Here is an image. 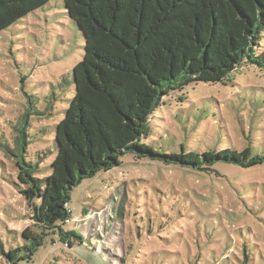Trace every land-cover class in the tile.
Masks as SVG:
<instances>
[{
  "label": "rangeland",
  "instance_id": "1",
  "mask_svg": "<svg viewBox=\"0 0 264 264\" xmlns=\"http://www.w3.org/2000/svg\"><path fill=\"white\" fill-rule=\"evenodd\" d=\"M83 46L60 0L0 32V139L13 146L18 123L26 120V153L38 163V178L48 174L53 155L47 150L74 95L72 69ZM259 46L264 47V30ZM150 122L146 142L163 152L264 145V71L243 63L223 83L186 86L166 96ZM14 162L0 146V264H7L3 253L22 246V231L34 228L33 208L16 186ZM219 171L229 177L216 179L127 154L119 166L71 191V217L62 228L81 234L84 244L69 248L57 235L48 237L19 264H220L222 258L239 264L244 237L264 240L255 219L264 218V168L221 166ZM211 214L218 215L211 218L217 238L229 240L225 251L207 243L204 232L210 228L198 227L199 217ZM168 253L179 263L166 260Z\"/></svg>",
  "mask_w": 264,
  "mask_h": 264
},
{
  "label": "trees",
  "instance_id": "2",
  "mask_svg": "<svg viewBox=\"0 0 264 264\" xmlns=\"http://www.w3.org/2000/svg\"><path fill=\"white\" fill-rule=\"evenodd\" d=\"M50 1L0 0V32ZM60 1L82 34V58L72 69L74 95L54 128L47 150L53 159L45 177L38 178V163L26 153L30 142L25 119L18 123L13 149L0 139L3 151L15 159L19 194L33 208L34 228L22 231V246L3 253L7 264L30 260L48 237L57 235L69 248L84 244L81 234L62 228L71 217V191L83 180L119 166L127 154L216 179L229 177L219 171L221 166L264 168V145L163 152L146 142L152 136L151 118L169 94L194 83H223L243 63L264 71V47L259 46L264 0ZM45 155H37L38 160ZM206 217L198 220V227L210 228L204 238L225 251L229 240L225 235L217 238L211 220L218 215ZM255 219L264 229V218ZM244 240L239 264H264V240L252 235ZM168 255L166 260L179 263L176 254ZM219 263L235 264L233 258Z\"/></svg>",
  "mask_w": 264,
  "mask_h": 264
}]
</instances>
